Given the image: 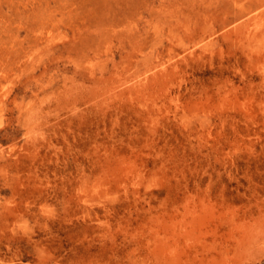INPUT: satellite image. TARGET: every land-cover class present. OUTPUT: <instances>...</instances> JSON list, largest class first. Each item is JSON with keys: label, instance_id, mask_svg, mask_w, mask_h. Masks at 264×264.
I'll list each match as a JSON object with an SVG mask.
<instances>
[{"label": "rangeland", "instance_id": "374dc122", "mask_svg": "<svg viewBox=\"0 0 264 264\" xmlns=\"http://www.w3.org/2000/svg\"><path fill=\"white\" fill-rule=\"evenodd\" d=\"M0 264H264V0H0Z\"/></svg>", "mask_w": 264, "mask_h": 264}]
</instances>
